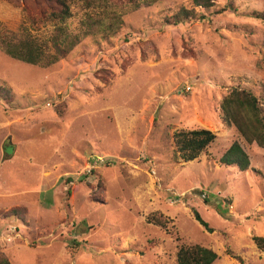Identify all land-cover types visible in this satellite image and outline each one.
Wrapping results in <instances>:
<instances>
[{
  "label": "rangeland",
  "instance_id": "374dc122",
  "mask_svg": "<svg viewBox=\"0 0 264 264\" xmlns=\"http://www.w3.org/2000/svg\"><path fill=\"white\" fill-rule=\"evenodd\" d=\"M211 2L170 24L190 0H73L63 27L75 44L63 58L43 67L0 50V87L14 96L0 99L9 264H176L178 249L194 245L212 250L213 264H264L252 240L264 238V150L243 142L219 108L239 88L264 114V0ZM19 5L0 0V31L25 23L21 8L33 6ZM56 28H29L49 56ZM196 129L215 140L183 163L172 136ZM236 141L249 157L244 172L220 163ZM154 213L164 228L146 222Z\"/></svg>",
  "mask_w": 264,
  "mask_h": 264
},
{
  "label": "trees",
  "instance_id": "16d2710c",
  "mask_svg": "<svg viewBox=\"0 0 264 264\" xmlns=\"http://www.w3.org/2000/svg\"><path fill=\"white\" fill-rule=\"evenodd\" d=\"M21 1L9 0V3L12 7L19 8ZM72 1L30 0L33 7L25 5L21 8L26 15L25 23L22 22L19 27L14 29L0 31V50L14 60L43 67L63 58L75 44L72 37L65 32L63 27L65 21L70 17V2ZM156 1L123 0L124 4L128 6L136 4L146 6ZM190 1L192 9H181L180 12L166 19V22L179 24L188 19H196L198 15L194 9L207 10L213 4L211 0ZM113 18L115 16L112 17V20ZM256 18L264 22V13L257 14ZM46 24L58 25L49 40L50 46L54 49V55L52 56L48 55V45L35 38L30 32L31 28ZM115 31L110 32L109 35L114 36ZM108 37L105 35L102 40H107ZM0 99L10 105L14 96L10 90L0 87ZM219 108L224 122L235 129L243 142L247 145L255 144L258 148L264 150V114L255 94L245 89L232 88L221 99ZM172 140L175 155L183 163H189L198 159L209 145L213 143L215 135L205 129L178 131L173 134ZM220 163L224 166L236 168L240 172L246 171L250 165L247 153L237 141L233 142L224 152L220 158ZM23 213L24 210L22 209H14L8 215L15 216L23 221ZM194 217L205 230L211 232L197 213L194 214ZM146 222L164 228L167 220L162 215L154 213L147 216ZM252 240L256 247L264 252V238L253 237ZM216 259L217 256L212 250L196 245L181 246L176 253V264H213ZM0 264H9L7 257L1 252Z\"/></svg>",
  "mask_w": 264,
  "mask_h": 264
}]
</instances>
